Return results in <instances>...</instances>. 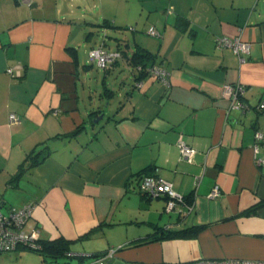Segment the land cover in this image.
I'll use <instances>...</instances> for the list:
<instances>
[{
	"label": "crops",
	"instance_id": "0c3cea01",
	"mask_svg": "<svg viewBox=\"0 0 264 264\" xmlns=\"http://www.w3.org/2000/svg\"><path fill=\"white\" fill-rule=\"evenodd\" d=\"M133 5L120 16L88 19L75 0H0L3 210L33 204L25 231L68 239L72 253L111 252L107 264L264 260V163H257L264 139L253 148L255 132L264 134L257 107L264 102V0ZM99 17L111 30L96 43L82 30ZM151 26L160 36L148 33ZM222 36H240L250 53L241 61L231 48H217ZM99 44L125 56L98 68L88 51ZM140 48L165 79H137L129 57ZM121 64L131 82L118 81L115 90L108 77ZM15 65L22 69L12 76L6 69ZM94 66L105 74L102 92ZM227 84L243 86V108H231ZM11 113L19 122L9 123ZM180 138L195 149L191 161L180 154ZM145 173L170 181L184 202L167 212L162 195L143 196L138 177ZM215 185L219 193L211 196ZM162 231L184 235L151 240Z\"/></svg>",
	"mask_w": 264,
	"mask_h": 264
},
{
	"label": "built area",
	"instance_id": "2783aa9c",
	"mask_svg": "<svg viewBox=\"0 0 264 264\" xmlns=\"http://www.w3.org/2000/svg\"><path fill=\"white\" fill-rule=\"evenodd\" d=\"M148 33L151 36H160L155 27L151 26L148 29ZM217 48H231L237 55L239 60H244L245 55L250 53L251 44L243 40L240 36H222L217 37L215 40ZM121 57V53L117 50L109 51L102 46L92 48L88 51V58L94 62L98 68L107 69L112 63L117 61ZM22 66L15 65L9 67L6 72L10 75H20ZM139 71H144L146 74H154L159 79L166 78V71L158 65L152 64L145 68L138 66ZM140 85V83H138ZM244 88L239 84H227L223 87V95L231 98V108H243L244 104L239 101V97L243 94ZM259 109L264 110V102H260L257 106ZM9 123L15 124L19 122V117L11 113L9 114ZM255 143L254 151L257 153L259 149V143L264 139V134L260 131H256L254 134ZM180 154L182 158L187 161H191L194 155L195 149L190 147L182 138L177 142ZM257 163H264V158H257ZM138 190L142 194L148 197L165 196V211L170 212L178 207L179 204L184 202V197L177 193L173 189V185L170 181L157 178L153 175H143L138 179ZM219 193V187L215 185L213 187L211 196H215ZM5 201L0 193V253L15 251L22 247H28L33 250L39 249L40 236L39 229L34 228L27 232L24 229V224L27 219L32 216L33 204L26 203L21 207L9 206L6 210H3ZM190 206H188L189 208ZM170 228V227H168ZM68 257H79L82 259L80 264H107V259L111 256V252L88 255L68 253ZM157 264H264V260L256 259H239V258H224V259H210V258H198L190 261H182L175 263H157Z\"/></svg>",
	"mask_w": 264,
	"mask_h": 264
},
{
	"label": "rangeland",
	"instance_id": "374dc122",
	"mask_svg": "<svg viewBox=\"0 0 264 264\" xmlns=\"http://www.w3.org/2000/svg\"><path fill=\"white\" fill-rule=\"evenodd\" d=\"M59 0V4H60ZM77 5H80V7H75V11H79L80 9H82L83 11L85 10L86 12L84 13L85 18H95V16L101 15V14H105L106 16H112L113 14H116L117 16L123 15L125 13L123 7L125 6H132V9L135 5H133V3L135 2V0H75ZM118 5V6H117ZM119 7V8H118ZM96 14V15H94ZM93 15V16H92ZM92 16V17H91ZM108 18V17H107ZM99 21H94L97 22L96 26L90 27L92 29H88L89 27H87L86 29H83L82 31L84 32H89L90 30L93 33V42L96 43H101L103 36L105 35V29L106 30H111L110 28L106 27L105 29L103 28V17H99V19H97ZM108 20L112 21V18H108ZM102 27V28H101ZM103 31V32H102ZM111 35H115V32H108ZM127 34V32H126ZM116 36V35H115ZM105 37V36H104ZM109 42V40H107ZM108 45H112L114 46V42L110 40L109 43H107ZM87 56L83 58V60L86 61ZM84 61V62H85ZM123 63V62H122ZM88 64V63H87ZM91 64V63H90ZM93 73L95 74V76L97 77V87L101 89V92L103 91V88L101 87V79L102 77L105 75L103 70H100L98 68H96L94 66L93 68ZM130 71H128V69L126 68V66H124V64H121L119 67H115L112 70L111 75H109L108 77V81L109 84L112 86H110L112 89H115L118 87L119 82L121 80H131L130 79ZM114 81L115 83H110ZM131 82V81H130ZM94 120V119H93ZM13 252V251H12ZM18 253L19 256L17 258H12V259H2L0 257V264H42L41 263V254L39 253V251L33 250L31 248L28 247H22L18 249ZM3 253V252H2ZM48 264H80L82 262V259H79V257L75 256V257H64V258H60V259H47Z\"/></svg>",
	"mask_w": 264,
	"mask_h": 264
},
{
	"label": "trees",
	"instance_id": "16d2710c",
	"mask_svg": "<svg viewBox=\"0 0 264 264\" xmlns=\"http://www.w3.org/2000/svg\"><path fill=\"white\" fill-rule=\"evenodd\" d=\"M16 2H20V0H15ZM102 46L104 49L108 50L104 44H99L96 47ZM95 48V47H92ZM91 48V49H92ZM117 51H119L121 53V56H125L124 51L120 48L117 49ZM154 57L153 55L143 49H136L133 51L132 55L129 57L130 60V64L132 66H141L142 68H145L149 65H152V61H153ZM141 74L138 75V80H140L143 76H145V72L142 70L140 71ZM140 175V174H139ZM143 175H150V174H141L139 178H141V176ZM139 191V190H138ZM141 193V192H139ZM142 194V193H141ZM145 197V194H142ZM165 198V196H163ZM166 199V198H165ZM186 200L188 198H185ZM188 201V200H187ZM189 202V201H188ZM256 206L251 207L250 209L246 210L244 213L245 214H251L254 210H255ZM169 229V228H168ZM158 233V232H157ZM161 234H164L163 236H151V240H157L158 238H170V237H176V236H183L184 233L182 232H164L162 231ZM39 244H40V248L36 249V251H39V253L41 254V263L42 264H48L47 259L51 258V259H60V258H64V257H68V253L70 252V241L68 239H65L63 237H59L57 239L54 240H39ZM97 255V254H95Z\"/></svg>",
	"mask_w": 264,
	"mask_h": 264
},
{
	"label": "water",
	"instance_id": "95a60500",
	"mask_svg": "<svg viewBox=\"0 0 264 264\" xmlns=\"http://www.w3.org/2000/svg\"><path fill=\"white\" fill-rule=\"evenodd\" d=\"M102 118V116L100 115L99 117H97L96 119H95V121H98L99 119H101Z\"/></svg>",
	"mask_w": 264,
	"mask_h": 264
}]
</instances>
